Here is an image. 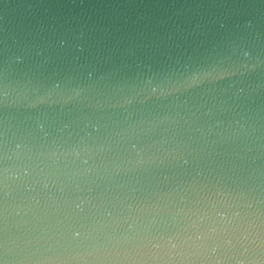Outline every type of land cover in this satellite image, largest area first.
<instances>
[{
  "label": "water",
  "instance_id": "obj_1",
  "mask_svg": "<svg viewBox=\"0 0 264 264\" xmlns=\"http://www.w3.org/2000/svg\"><path fill=\"white\" fill-rule=\"evenodd\" d=\"M0 264H264V0H0Z\"/></svg>",
  "mask_w": 264,
  "mask_h": 264
}]
</instances>
